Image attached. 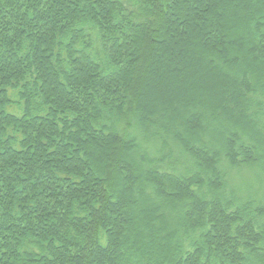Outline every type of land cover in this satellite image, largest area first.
<instances>
[{"label": "trees", "instance_id": "obj_1", "mask_svg": "<svg viewBox=\"0 0 264 264\" xmlns=\"http://www.w3.org/2000/svg\"><path fill=\"white\" fill-rule=\"evenodd\" d=\"M222 158L264 177V0H0V264H264Z\"/></svg>", "mask_w": 264, "mask_h": 264}, {"label": "rangeland", "instance_id": "obj_2", "mask_svg": "<svg viewBox=\"0 0 264 264\" xmlns=\"http://www.w3.org/2000/svg\"><path fill=\"white\" fill-rule=\"evenodd\" d=\"M10 109L13 110V108ZM144 139H148L147 136H145ZM145 140L143 144L147 142ZM167 152L168 150H165V153ZM173 156L174 157L166 160V164H168L169 168L165 164H161L160 169L162 171H174L180 174L185 172V174H187V168L191 166L190 160L186 156H181V154ZM219 167L227 183L226 189L229 190V188H232V196L243 200L253 195L256 200L264 202V177L258 168H231L224 158H222Z\"/></svg>", "mask_w": 264, "mask_h": 264}]
</instances>
